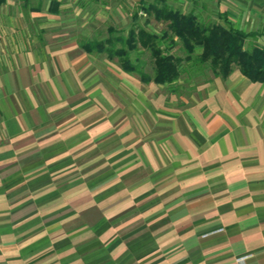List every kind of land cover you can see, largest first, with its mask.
Segmentation results:
<instances>
[{
    "label": "crops",
    "instance_id": "crops-1",
    "mask_svg": "<svg viewBox=\"0 0 264 264\" xmlns=\"http://www.w3.org/2000/svg\"><path fill=\"white\" fill-rule=\"evenodd\" d=\"M207 1L264 38V0ZM57 2L0 0V264H264V83L144 84Z\"/></svg>",
    "mask_w": 264,
    "mask_h": 264
},
{
    "label": "trees",
    "instance_id": "trees-1",
    "mask_svg": "<svg viewBox=\"0 0 264 264\" xmlns=\"http://www.w3.org/2000/svg\"><path fill=\"white\" fill-rule=\"evenodd\" d=\"M165 2L154 0V4L147 6H144V0L139 2L145 16H152L155 22L165 24L160 34L133 23L126 34L115 32L114 35V30L109 29L108 38L84 39L78 47L88 54L104 56L110 62L115 60L123 72L135 74L144 84L170 85L186 69L192 66L201 69L207 65L215 77L226 78L232 66H236L251 82L264 83V46L253 42L245 49L246 40H255L259 33L236 29L222 15H218L215 23L207 25L199 22L193 13L183 14L169 9ZM179 45L184 57L171 52ZM144 52L150 56V73L144 71L147 64L138 58V54ZM133 54H136L134 62Z\"/></svg>",
    "mask_w": 264,
    "mask_h": 264
},
{
    "label": "rangeland",
    "instance_id": "rangeland-1",
    "mask_svg": "<svg viewBox=\"0 0 264 264\" xmlns=\"http://www.w3.org/2000/svg\"><path fill=\"white\" fill-rule=\"evenodd\" d=\"M57 1V6L58 4L60 6H58L60 13L58 15L59 20L56 26L57 38L60 39L69 37L75 40L77 44L84 39L104 40L109 37V29L114 30V35L115 32L116 34H126L129 30V26L133 23L143 27L147 31L156 32L158 34L165 29V24L155 22L152 16H145V11L143 7L140 6L139 0ZM144 1V6L154 4V0ZM165 3L169 9L183 14H187L188 11H190L189 13L195 14L199 22L207 25L216 22V16L211 13V11L214 12V8H212V5L207 0H166ZM253 42L262 46V44H264V38L246 40L245 49H248ZM171 52L173 55L180 57L185 56L180 48V45L175 46ZM196 53H198V50H196ZM135 56L136 54L132 55V61ZM138 58L140 62H145L147 64L144 71L150 73L152 67L149 53L144 52L142 55L138 54ZM112 62L116 63L115 60ZM114 63L113 69H115ZM182 67L180 68V71H182ZM232 67L231 71L234 69L238 70L236 66ZM213 76L214 74L208 65L201 67V69H197L192 66L180 73L179 77L172 84H164V87L174 92H177V90L187 91V88L199 84ZM244 260L245 257H241L235 262H237V264H243Z\"/></svg>",
    "mask_w": 264,
    "mask_h": 264
},
{
    "label": "built area",
    "instance_id": "built-area-1",
    "mask_svg": "<svg viewBox=\"0 0 264 264\" xmlns=\"http://www.w3.org/2000/svg\"><path fill=\"white\" fill-rule=\"evenodd\" d=\"M240 260H242V259H240Z\"/></svg>",
    "mask_w": 264,
    "mask_h": 264
}]
</instances>
